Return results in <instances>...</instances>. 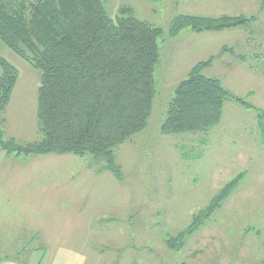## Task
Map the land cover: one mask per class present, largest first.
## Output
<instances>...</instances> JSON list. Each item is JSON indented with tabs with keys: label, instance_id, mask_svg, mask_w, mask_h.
<instances>
[{
	"label": "rangeland",
	"instance_id": "1",
	"mask_svg": "<svg viewBox=\"0 0 264 264\" xmlns=\"http://www.w3.org/2000/svg\"><path fill=\"white\" fill-rule=\"evenodd\" d=\"M105 6L113 16L128 9L164 30L149 123L114 149L122 179L110 170L96 172L106 162L92 161L91 155L7 154L0 147V183L5 185L0 194L7 191L12 204L4 214L15 218L3 222L28 233L10 235L11 243L19 235L31 238L29 232L52 221L49 228H59L57 238L77 239L84 249L94 246L95 251H87V264H264V135L258 119L264 112L263 0H105ZM180 14L255 20L222 31L188 27L173 37L170 26ZM223 46L233 47L235 54L221 53ZM212 55L217 57L204 74L221 79L252 107L228 100L212 129L162 133L176 86L193 65ZM0 57L19 71L10 104L0 113L4 140L39 141L40 72L1 39ZM241 173L238 187L203 225L169 246L167 240L186 230L193 216ZM42 245L39 236L17 241L0 256L38 264L46 253Z\"/></svg>",
	"mask_w": 264,
	"mask_h": 264
},
{
	"label": "trees",
	"instance_id": "2",
	"mask_svg": "<svg viewBox=\"0 0 264 264\" xmlns=\"http://www.w3.org/2000/svg\"><path fill=\"white\" fill-rule=\"evenodd\" d=\"M264 5V0H263ZM255 17L180 14L171 23L173 37L184 29L222 31L248 25ZM162 27L138 19L128 9L113 16L105 0H0V39L40 72L37 115L43 137L26 145L4 140L7 154H74L104 159L96 169L122 179L114 149L143 131L157 94L156 68ZM222 52L235 50L224 46ZM244 59L243 55L237 54ZM217 55L199 61L180 81L161 125L164 134L208 131L220 123L225 102L237 97L221 79L204 70ZM0 113L10 104L19 71L0 57ZM264 135V112L258 113ZM92 161L89 167H94ZM243 173L227 183L189 227L167 240L176 246L198 230L238 187ZM177 241V242H176Z\"/></svg>",
	"mask_w": 264,
	"mask_h": 264
},
{
	"label": "crops",
	"instance_id": "3",
	"mask_svg": "<svg viewBox=\"0 0 264 264\" xmlns=\"http://www.w3.org/2000/svg\"><path fill=\"white\" fill-rule=\"evenodd\" d=\"M4 186L5 185L3 183H0V187H4ZM6 211H10V212L12 211L11 197L8 195L7 191L0 194V251H7L8 247L12 246L13 244L14 245L17 244V241L25 240L26 242H31V238L33 237L38 238V236H39V241L43 243L42 246L46 249L45 255H43L42 259L39 261L38 264H87L89 257L87 251L89 249L91 251L92 249L93 251H95L94 246L88 245L89 248L87 249H84L83 247H79V245L76 243L77 239H74L72 237L70 238L67 237L66 240H63L61 237L57 238V236L60 234L59 228L56 227L49 228L53 225L52 221H50L49 223H47L46 221L45 226L42 225L41 228H37L38 231L37 229H35V231L29 232V234L33 233L32 234L33 236L31 238H27L26 234L28 233L26 232V230L22 229V226L17 225V230H15V223L3 222V220L7 218H11L8 220L15 219L13 218V215L4 214V212ZM86 225L88 226V224ZM14 233H26V234L16 236L13 242L11 243L9 236ZM81 234H83V232ZM89 241L90 240L86 238L84 242L88 244ZM0 264H29V263L23 261L22 259H17L15 257H4V255H2L0 256Z\"/></svg>",
	"mask_w": 264,
	"mask_h": 264
}]
</instances>
